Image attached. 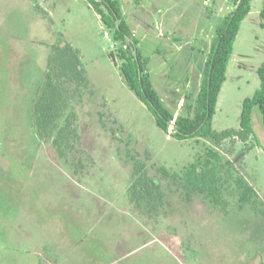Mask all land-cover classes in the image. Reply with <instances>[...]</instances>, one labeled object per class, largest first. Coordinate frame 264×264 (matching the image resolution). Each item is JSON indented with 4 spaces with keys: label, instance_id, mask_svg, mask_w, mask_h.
Returning a JSON list of instances; mask_svg holds the SVG:
<instances>
[{
    "label": "rangeland",
    "instance_id": "374dc122",
    "mask_svg": "<svg viewBox=\"0 0 264 264\" xmlns=\"http://www.w3.org/2000/svg\"><path fill=\"white\" fill-rule=\"evenodd\" d=\"M120 3L139 23L133 28L143 56L151 59L155 90L176 118L185 115L201 88L184 82L199 48L183 46L160 56L156 35L140 26L142 12L162 23L166 35L171 21L180 27L197 23L214 34L233 11V0ZM263 9L264 0H254L253 13L241 26L213 117L217 132L239 129L244 100L261 86ZM60 40L79 51L85 73H78L68 51H55ZM116 50L100 16L84 0H0V264H264L259 111L255 136L246 143L178 140L157 126L128 88L120 60L111 57ZM49 71L68 99L60 126L76 117L78 142L67 152L69 160L32 126ZM209 149L221 156L226 185L220 205L160 171L182 173L197 160L205 162ZM135 162L146 165L163 193L162 200L142 209L128 193ZM241 179L256 191L246 205L239 201Z\"/></svg>",
    "mask_w": 264,
    "mask_h": 264
},
{
    "label": "trees",
    "instance_id": "16d2710c",
    "mask_svg": "<svg viewBox=\"0 0 264 264\" xmlns=\"http://www.w3.org/2000/svg\"><path fill=\"white\" fill-rule=\"evenodd\" d=\"M100 16L106 32L117 44L116 53L111 57L121 62L120 70L128 88L142 101L153 114L157 126L166 134L178 140L206 139L220 145L229 139L248 142L255 136L254 113L259 111L264 129V62L257 69L261 81L260 88L253 97L243 102L239 129L217 132L213 129V117L217 111L220 93L227 80V71L234 53V46L243 22L249 16L254 0H233L234 9L217 25V39L214 43L204 81L194 103H188L186 114L175 117L155 90L149 75V59L145 58L139 48V42L126 22L119 0H84ZM264 17V9L261 12ZM64 45V46H63ZM68 51L74 67L82 75L79 51L70 44L60 40L55 51ZM56 64V63H55ZM68 109V99L62 85L54 78L51 71L47 72L45 87L34 105L33 130L37 136L52 141L61 158L69 160L67 152L78 142V130L75 126L76 117L69 116L65 124L60 126ZM174 125V129L171 125ZM207 160H197L182 173H171L161 168L165 177L172 176L175 180L185 183L186 187L200 195L207 196L215 205L223 203V189L226 182L221 175V156L214 149H209ZM135 177L128 189L132 203L142 209L144 203L160 201L163 198L161 187L150 176L146 165L135 162ZM241 205L249 204L256 191L244 180L238 181Z\"/></svg>",
    "mask_w": 264,
    "mask_h": 264
},
{
    "label": "crops",
    "instance_id": "0c3cea01",
    "mask_svg": "<svg viewBox=\"0 0 264 264\" xmlns=\"http://www.w3.org/2000/svg\"><path fill=\"white\" fill-rule=\"evenodd\" d=\"M121 1V0H120ZM124 2H127V4H130L131 1L135 3L139 2L140 0H123ZM205 5V0H202ZM216 6V5H215ZM122 12L123 16L128 23L129 27L131 28L133 35L138 40V29L133 28L136 25L139 26V23L137 20H134L132 17H130L129 13L126 12L122 6ZM145 15V18L141 19L143 20L140 23V26L143 28V32H153L156 36L157 41V52L160 56L163 55V57L167 56L169 51L171 49H174L175 52H179L182 47L184 46H191V49L196 51L198 49V56H195L194 58H190V66L187 70V74L184 75V82L186 84H195L197 86L202 85L205 73L208 68V64L211 58L212 50L214 43L217 39L216 33V27L215 32H211L210 30L207 32L205 31L204 27L198 26L197 23H192L191 25L186 24L182 27L178 23H174V21L170 22V29H168V33L166 35L163 34L165 31L162 30V23H157L153 17L151 16L149 11L142 12ZM158 13H161L159 10ZM253 11L251 9V12L247 19L252 15ZM147 19V20H145ZM246 19V20H247ZM156 22V23H155ZM245 22V21H244ZM243 22V23H244ZM155 23V28H152V24ZM178 25V29H177ZM136 26V27H137ZM261 26L264 28V23L261 24ZM161 27V28H160ZM240 34V32H239ZM154 37V38H155ZM239 37V35H238ZM237 37V39H238ZM177 40V41H175ZM170 41V42H169ZM237 42V40H236ZM235 42V44H236ZM170 47V48H169ZM169 50V51H168ZM163 52V53H162ZM151 60L150 58H147ZM164 62V61H162ZM164 64V63H163ZM165 65V64H164ZM165 73V72H164ZM163 73V74H164ZM153 83V82H152ZM154 86V84H153Z\"/></svg>",
    "mask_w": 264,
    "mask_h": 264
},
{
    "label": "built area",
    "instance_id": "2783aa9c",
    "mask_svg": "<svg viewBox=\"0 0 264 264\" xmlns=\"http://www.w3.org/2000/svg\"><path fill=\"white\" fill-rule=\"evenodd\" d=\"M211 0H205V5H208Z\"/></svg>",
    "mask_w": 264,
    "mask_h": 264
}]
</instances>
